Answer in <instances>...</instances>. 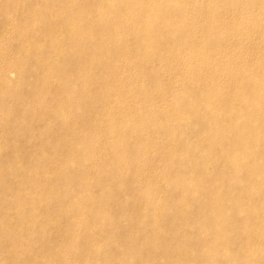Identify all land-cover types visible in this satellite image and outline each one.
<instances>
[{
  "label": "rangeland",
  "instance_id": "obj_1",
  "mask_svg": "<svg viewBox=\"0 0 264 264\" xmlns=\"http://www.w3.org/2000/svg\"><path fill=\"white\" fill-rule=\"evenodd\" d=\"M179 5L180 7L188 8L186 17L178 20L176 17L169 16L170 19L161 27L164 28L162 30H156L160 25L152 26L154 32L151 38L154 41L156 37L164 38L167 29L176 31L175 36L173 35L170 40H165L166 44H161L152 55L148 56L149 58H145L147 50L142 47L141 41H134V39H138L137 36H140L141 30L135 27L132 22L138 19L147 20L151 17L152 7L154 6L152 0H0V161L7 163L9 158L6 155L12 147L17 149L18 156L20 157L30 155L26 163L28 164L30 162V166L35 164L40 165V169H42L40 177L47 181L54 189L48 203L45 204L41 201L38 204V202H35L36 200L33 199L34 188L30 184H26V187H22V192L27 196V208L22 209L21 213L17 216L13 209L16 208L18 204H16V200L11 194L3 195L0 193V206H6L8 209L11 208L8 212L11 213L12 219H16L15 221H17V217L22 220L25 217L27 218V210L29 209L33 211L36 216L44 217L43 220L45 221H51L56 215L65 212L71 213L70 216L72 217L75 212L73 215L75 221L66 224L67 229L70 230L71 233H67L65 229L60 233H57L55 229L52 231L55 240L59 245L61 244L64 258L67 261L69 260L68 262L70 264H89L90 260L80 257L73 248H87L85 245L89 247L99 241H102V243H98L97 252L94 255V262H97V264H129L125 257L127 253H125L122 240L126 239L128 236H132V240L135 241V239L141 238L151 232L150 226L147 223L150 217L147 214H142L143 212L140 214L142 219L139 222L140 228H135V226L130 227V216L133 213L131 210L137 207L136 204H138L135 203L136 201L132 200L133 193L136 192L133 190L134 187L138 189L137 191L142 192L143 190L144 192L142 193H146L148 197L150 196L149 198L153 196L156 198L155 193L150 190L153 185L151 187L150 185L156 183L157 180L167 178L166 187L174 180L180 182L191 181L197 178H204L205 175L211 173L210 170L209 172L197 173L194 172L192 168L190 172H187V175L167 177L160 172V169L158 171L157 169L149 170L150 167L153 168L157 166L155 163L156 160H158V156L161 154V152L159 153L161 148H170L174 145L169 135L161 133L165 130V126L175 131L180 130L179 122L168 121V116L173 114L172 110H177L175 115H178L180 120L189 121L191 119H196L202 123H208L211 121V117L209 118L207 116L209 110L220 104L219 98L221 95H215V93L212 92L211 98L208 99L210 102L208 101L209 103L201 104L199 112L188 113V111H182L181 109L182 102L189 98L190 91L199 96H203L204 94V91H199L201 81H194L190 78V68H192V66L188 64L184 53H182L180 57H175L173 54L175 51L174 48L179 46L178 43H183L180 37L187 30L185 29L187 24L193 21V15L199 14V16H202V21L199 23L200 27H204L206 33L217 36L218 38H223L229 35V32H232V23L241 22L247 24L252 21L250 20L251 17L255 18V16H258L260 26L257 32H248L246 34V39L242 42H239L238 38H230L229 41L225 43L226 46L223 50L228 51L232 56H236V63L240 65L241 69L249 67V63L253 65L252 68L259 64L262 72L256 75L264 79V60H260L262 55L261 47L251 48V44L264 46V0H194L193 2L188 0L181 2V4L179 3ZM44 7H48L51 12L48 21L42 16ZM166 10L170 11L171 9L167 8ZM46 21L49 25L58 23L50 37L45 36L46 34L43 32V25L46 24ZM183 22L186 23V25L181 28ZM178 25L180 26L179 28ZM63 28L70 30L71 36L86 37V39H90L91 42L95 39H100L103 43L102 48H104L105 54L108 57L107 61L109 63L118 64L119 66L118 76L116 74L113 75L111 67H109L111 71L109 69H104V71L101 67H95L93 56L88 57L84 63V66L88 68L87 73L80 74L75 68H71L66 71L61 70L60 74H54L49 66L56 63L57 60L54 56L55 45L63 46ZM195 32L196 36L193 37V42H198L202 31L199 30ZM74 49L76 51L78 47ZM144 58L145 60L148 59V62L144 65L145 72H143V62H137L144 60ZM225 59L226 58L219 55L221 64L224 65ZM36 60L40 63H37ZM191 60L205 61L204 57L199 53H197L194 58L192 57ZM228 67L229 65L225 66L226 69H228ZM26 71L35 74L38 79L36 80L35 77L31 76L29 73L24 74ZM114 76L117 78L116 82L113 79ZM101 79L104 81H114L115 84L113 87V95L106 96V98L101 97L99 100L102 101V109L98 115V126L93 129V131L97 132L99 135L96 136L95 141L83 143L81 140V142L76 145V148L81 150L84 156L96 154V160L88 162L90 170L84 173L82 170H78L79 168L76 164H72L70 160L59 162L62 167L69 170L68 173H70L73 178L72 182H66L64 181V174L59 173L55 175L49 166L43 167V165L36 160V156L43 153L42 150H40L41 148L38 149V145H51L57 138L60 137L62 139L66 129L79 130L83 136L89 135L90 129L78 126L82 111L77 108L81 104V99L75 95H60L58 91H60L59 89L62 85H70L75 91L79 89L80 85H84L95 94L97 87L94 81ZM218 82L217 88L220 87L219 89H222L221 87L227 84V78H222L221 81ZM26 83H28V86L24 87ZM124 87L129 88V91L127 90L125 92ZM122 92L123 98L120 96ZM184 92L185 94H183ZM130 99H132L131 106L133 110L142 113L141 120L136 121L134 119V112L131 114L128 113V109L124 104L125 100ZM53 100L70 104L74 109L71 113L63 115L65 120V125L63 126L58 124L61 119L60 117H54L51 107L48 108L50 111L39 115V108L45 104H52ZM104 102L108 105L105 106ZM209 105L210 108L208 107ZM159 109L163 111L160 113ZM118 110L121 114L117 113ZM232 111L236 113V120H233V123H235V121L242 123L248 122V116H246L240 108L235 106ZM27 112L32 113L30 118L32 122L28 120V124H22L20 119H23ZM231 113L226 114L225 117L228 118ZM138 125H140L139 127L143 128L144 131L151 130L150 136H148V139L151 140L150 144L146 145L143 143V139L147 135L139 131L140 128H138ZM47 128L52 129L51 131H47ZM199 129L207 131L205 130L206 128L200 127ZM217 129L218 128H215L216 132H223ZM257 144L259 147L257 148L261 152H264V142L262 143V141H260ZM66 147L67 144H62L59 149L64 150ZM51 151H53V153L49 156L50 159L54 158L57 161L62 155L60 152L54 153V150ZM132 151L136 152L138 155H133L131 153ZM223 151L227 152L226 149ZM237 155L238 158L236 161L244 160L241 159V157L245 156L244 153H237ZM162 156L163 155H160V158ZM260 156L263 158L257 159L256 162L262 161L264 163V154H258L254 159ZM112 157H116L119 160L120 167H122V189L124 192L119 193V195L113 193L110 201L100 206L96 217L92 219L90 210L94 208V205H97V193L100 187V185H95L94 179L99 176V164L102 162L103 164L107 163ZM194 159L198 158L193 156V160ZM170 161L173 163L175 160L169 157L164 159V162L167 164H171ZM216 161L220 162L221 159L217 158ZM21 163V166L29 167L26 163ZM242 171L243 168L239 166L237 172H235L232 177H227L224 172H220V175L217 174L218 178L224 179V183L218 185L216 191L222 190L231 192L226 211L232 210V213L228 214L227 212L219 215V213L215 211L211 214L213 220H210V222L216 223L217 219L220 218L221 221L217 224L224 227L232 234L242 225L253 222V232L257 233L259 236L261 232L264 233V189L263 186L255 184L252 180L253 178L244 176ZM257 175L258 179L264 180V173L261 172ZM195 176L198 177L196 178ZM0 177H3L1 172ZM51 178H56V180L50 181ZM36 179L37 177H35L32 182ZM104 182L107 183V186L115 183L110 182L109 179H105ZM144 183H146V186H144ZM141 184L142 186H140ZM69 185L71 188L68 187ZM80 187L85 189V191L88 189V194L86 192L82 194L79 193L78 190ZM167 188L170 189L171 187L168 186ZM180 190H182L181 187L172 188L171 197L174 199L175 195L181 192ZM199 192L200 191L197 190L193 193V197L197 201L201 199ZM122 194L124 196H122ZM78 196H88L89 201L87 203H82L79 207L75 202ZM235 198H239V203L234 202ZM122 201H131V203H133L132 209H124V212H117V205L114 204H118ZM157 201L160 203L159 198H156V201L149 206H158ZM2 216L4 215L2 214ZM2 216H0V224L5 221V218ZM240 219L243 220L242 224L238 222ZM92 221L95 222L99 228L101 227V233H95L89 228L93 224ZM116 223L119 224L117 225ZM75 225H78L77 228ZM201 228L200 219H198V217L193 219V221L188 224V227L186 226L184 236L178 237L177 242L180 239V244L192 243V240L197 238L194 235H197V232H199ZM26 230L27 227L21 230L19 229V232L14 235L16 237H10V235L14 234L13 232H3L0 228V246L7 245L6 250L0 253V264H20L23 260H25V264H36L33 260L26 261L25 252H16V255L14 254V252L24 244L31 246L34 251L38 248L36 247L37 243L32 240L33 237L30 235L28 236V231ZM10 231H12V229ZM161 231V236L165 237V239L174 236L172 235L171 229ZM142 232L145 233L143 234ZM13 238L16 239L13 240ZM99 238L101 239L98 240ZM212 238L210 244H213L211 246L212 250H210L211 253L205 254L206 250H204L201 254L199 251L198 253L192 254L193 257L199 260V264H203V262L210 264L211 261H213V264H216L214 258H216L218 254H222L223 251L218 252L216 250L221 243L220 239L215 236ZM260 242L264 244V239L261 238ZM171 244L172 243L167 244L168 246L165 247L168 253H173L175 248L177 249V243L176 246L173 244L171 246ZM234 244L236 249H241V246L244 248L248 247L245 244ZM262 244L258 246L257 252L262 253L263 251L262 254H264V246ZM197 246L200 247V245ZM87 249H89L90 254V248ZM226 250L227 251L224 253H229L228 249ZM129 254L130 253H128V255ZM251 255L252 253L248 258L252 257ZM205 256L208 257L206 258ZM141 258L144 260L146 258L148 264H163L165 261L164 257H160L162 260L159 257L155 259L147 252H142ZM253 258H255L256 264H261L259 256H254ZM209 260L211 261L209 262ZM45 264H49V262ZM190 264L194 263L190 262Z\"/></svg>",
  "mask_w": 264,
  "mask_h": 264
},
{
  "label": "bare ground",
  "instance_id": "obj_2",
  "mask_svg": "<svg viewBox=\"0 0 264 264\" xmlns=\"http://www.w3.org/2000/svg\"><path fill=\"white\" fill-rule=\"evenodd\" d=\"M152 1L154 2V6L152 7L151 17L148 18L147 20L138 19L135 20V22H132V24L135 27L140 28L141 30L140 36H137L138 39H134V41L135 42L141 41L142 47L145 50H147V53H145V58H149L148 56L152 55L158 46H161V44H166L165 40L167 39L170 40L173 37V35L175 36V32H176L167 29L164 38L156 37L154 41L151 38L153 37V32H154L152 26L160 25V27H157L156 30H162L164 28L161 27L164 26L166 22L169 21L170 19L169 16L176 17L178 20H181L184 17H186L187 15L186 12L188 9L185 7H180L179 5V3L181 4V2L188 0H152ZM191 1L193 2L194 0ZM167 8H170L171 10L168 11L166 10ZM50 14L51 12L49 8L44 7L42 16L47 21L51 16ZM192 17H193V21L190 24H187L185 28L187 30L180 37V40H182L183 43L180 42L178 43L179 46L174 48L175 51L173 52V54L175 57H180L182 53H184V56H186L187 58L188 64L192 66V68H190V78L194 81H201L199 91L200 90L204 91V94L203 96H199L194 94L192 91H190L189 98H187L184 102H182L181 109L182 111H188V113H196L197 111L199 112V108L201 104H206L210 102L208 99L211 98L212 92H214L215 95H221L219 98L220 104L216 105V107H213L209 110L207 116L209 118L211 117V121L208 123L205 122L202 123L196 119L194 120L191 119L189 121L180 120V117L178 115H175L177 110H172L173 114L168 116V121L179 122L180 130L175 131L172 128L165 126V130H163L161 133L169 135L171 142L174 145L170 148H161L159 153L161 152L160 155L163 156L160 158L159 155L158 160H156L155 163V165L157 166H154L153 168L150 167L149 170L157 169L158 171L160 169V172H162L167 177L170 176L174 177L176 175L178 176L187 175V172L188 171L190 172L192 168L194 169V172L197 173L209 172V170L211 173L205 175L204 178H197L198 176H195L197 179L191 181H183V182L175 181V180L171 181L170 184L168 185L171 187L170 189L167 188L168 186L165 187V185H167L166 182V180H168L167 178L157 180L156 183L150 185V187L153 185V187L150 188V190H152L155 193V197L157 199L159 198L160 203L157 201L158 206H154V207L149 206L156 201V198H154L153 196L154 193L152 195L153 197L149 198L150 196L148 197L146 193L145 194L142 193L144 192L143 190L142 192L137 191L138 189H135V187L133 190H135L136 192L133 193L134 195L132 200L136 201L135 203H138L136 204L137 207H134V209H132L133 203H131V201H122L119 202L118 204H114L117 205L118 208L117 212L119 211L124 212V209L126 210L132 209L131 211L133 213L130 216V227L135 226V228H138L140 226L139 222L142 220L140 214L142 212H143L142 214L145 215L147 214L150 217L149 222H147L148 225L150 226V231H151L150 233L142 236L141 238L135 239V241L132 240L131 238L132 236L130 237L128 236L126 239L122 240L125 253H127L125 257L126 260L129 262V264H148L146 258L145 260L141 258V253L147 252L152 258L155 259L157 257L159 258L164 257L165 261L163 264H190V262L194 264H199L200 263L199 260L193 257L192 254L196 252L198 253V251L201 254L204 250H206L205 254L211 253L210 250H212L211 246L213 244L212 245L210 244L213 239L212 237L215 236L216 238H219L221 241V243L218 245L216 250L218 252L223 251L222 254H218V256L215 255L216 258H214V260H216V264H256L255 263L256 260L255 258H253L254 256H259L261 264H264V254H262L263 251L262 253L257 252L258 246L262 244L260 242V239L261 238L264 239V233L261 232L260 235L258 236L257 233L253 232V228H254V224H252L253 222L242 225L234 234H232L231 232L227 231L224 227L217 224L221 221L220 218L218 219L216 218L217 219L216 223L210 222V220H213L212 218L213 216L211 214L215 211H217L219 215L227 212L228 214L232 213V210L226 211L228 204L227 202L228 199H230L231 192L222 191V190L216 191V187L224 183V179L217 177V174H219L220 172H224L227 177L229 176L232 177L235 174V172H237L238 167L241 166L243 168L242 172L244 176H247L248 178H253L252 180L255 182V184L263 186L264 189V180L257 178L258 176L257 174H260L261 172L264 173L263 172L264 163L262 161L256 162L257 159L263 157L260 156L254 159L255 156H257L258 154H264V152H261L258 149L259 147L257 146L258 145L257 143H259L260 141H262V143L264 142V79L256 75L257 73L262 72L261 67L259 66V64H257V66L252 68L253 65L249 63V67H247L246 69H241L240 65L236 63L237 62L236 56L235 55L232 56L228 51L223 50L224 47L226 46L225 43H227V41H229L230 38L233 37L238 38V41L242 42L246 39V34L248 32H257L260 26L259 17L258 16H255V18L251 17L250 20L252 21L248 22L247 24L241 22L232 23L231 26L232 32H229V35L223 38L212 36L209 33H206L204 27H200L199 23L202 21V16H199V14H195ZM47 21L46 24L43 25V32L44 34H46L45 36L50 37L53 31L55 30V26L58 23L55 25L54 24L49 25ZM185 25L186 23L183 22L181 28L184 27ZM179 27L180 26L178 25V28ZM199 30L202 31L201 37L198 40V42H193V37L196 36L195 31H199ZM62 31H63V38H62L63 46L55 45L54 56L56 57L57 60L55 59L56 63H53V65L49 66V68L52 70L54 74H60L61 70L66 71L71 68H75L77 72H80V74L87 73L88 68L84 66V63L88 59V57L93 56L95 67L97 68L101 67L103 68V70L104 69L110 70L109 67H111L113 75L116 74L118 76L119 66L118 64L109 63L107 61L108 57L105 54L104 48H102L103 43L100 39H95L94 41L91 42V40L86 39V37L71 36V31L68 29L63 28ZM75 47H78V50L75 51L74 49ZM252 47H256V48L261 47L262 55L260 60H264V46L263 45L257 46L256 44H251V48ZM197 53L201 54V56L204 57L205 59L204 62L199 60H197L199 62H197L196 60L195 61L191 60L192 57L194 58ZM219 55L223 58H226L224 60V65L221 64V62L219 61ZM145 58L142 61H137L139 63L143 62V67L148 62V59L145 60ZM36 62L40 63L38 60H36ZM227 65H229L228 69L225 68V66ZM143 72H145V67L143 69ZM27 73H29L31 76H34L36 80L38 79L35 74L27 71L24 72V74ZM222 78H227V82H226L227 84L221 87L222 89H219L220 87L217 88L218 86L217 83H219L218 81H221ZM113 79L115 82L117 81V78L115 76ZM96 81H94L97 87L95 94H93L84 85H80L79 89L76 91L70 85L68 86L62 85L60 86L59 89L60 91H58V94L60 95L61 94H64L65 96L75 95L81 99V104L77 108V109H81L82 111L81 119L78 121V126L90 129L91 131L89 135L83 136L79 130L66 129L62 136L63 137L62 139L60 137L57 138L56 140H54L53 144L51 145L50 144L38 145V149L41 148L40 150H42L43 153L38 154L36 156V160L40 164H42L43 167L49 166L52 172L55 173V175H58L59 173L64 174L63 175L65 178L64 181L66 182H72L73 178L71 174L68 173L69 170L62 167L59 164V162H62L64 160L65 161L70 160L72 164L73 163L76 164V166L79 168L78 170H82V172L84 173L90 170L89 168L90 165H88V162L91 160H96V154L93 155L88 154L84 156L83 152L78 148H76V145L79 142H81V140L83 143L92 142L96 140V136H98L99 134L97 132H94L93 129L96 128V126H98L99 123L98 115L102 109L101 108L102 101L99 100L101 97L106 98V96L113 95L114 92L113 89L115 84L114 81H104L102 79ZM26 86H28V83L24 85V87ZM128 89L129 88L124 87L125 92ZM123 92L120 93L121 97L123 96ZM183 94H185V92ZM54 100L52 104H45L44 106L40 107L38 110L39 115L46 113L47 111H50L48 110V108L51 107V110L54 113L53 114L54 117L56 118L60 117L61 119L58 122V124L63 126L65 125V120L63 115L66 113H71V111L74 109L70 106V104L61 103L59 101H54ZM131 100L132 99L125 100L124 105L128 109L129 114L134 112L135 114L134 119L136 121L141 120L142 113L133 110L131 106L132 104ZM104 105L106 106L108 104H105L104 102ZM235 106L240 108L244 112V114L248 116V122L242 123L235 121V123H233V120H236V113L232 111L235 108ZM208 107L210 108V105ZM117 113L121 114L119 110L117 111ZM229 113H231L230 116L226 118L225 115ZM31 116L32 113L27 112L26 116L23 119H20V122L22 124H28L29 122L28 120H30ZM139 126L140 125H138V128H140ZM200 127L206 128L205 130L207 131H204V129L200 130L199 129ZM215 128H218L217 130L223 132H216ZM51 129L52 128H47L46 130L51 131ZM139 131L144 132L145 135H147L143 139V143H145L146 145L150 144L151 140L148 139L149 138L148 136H150L151 130L149 129L144 131L143 128H140ZM62 144H67L66 149L64 150L59 149L60 145ZM224 149H226L227 152H224L223 151ZM51 150H54V153L60 152L62 154L57 161L54 158L51 159L49 158V156H51V153H53V151ZM131 153L135 156L138 155L134 151H132ZM237 153H242V154L244 153L245 156L241 157V159H244L245 161L244 160L236 161V159L238 158ZM190 154L191 157L189 158ZM6 156L9 158L7 163L0 161V172L3 174V177H0V193H2L3 195L11 194L15 198L16 204H18L16 208L13 209L15 210L16 213L15 215L17 216L18 214L21 213L22 209L27 208V196L22 192V187H24L26 184H30L34 188L33 199L36 200L35 202H38V204L41 201H43V203L45 204L48 203L54 189L47 181H45L40 177L42 170L40 169V165L35 164L33 166H30L29 165L30 162L27 164L26 162L27 159L30 157V155L28 156L26 155L25 157L24 156L20 157L18 156L17 149L14 147L10 148L9 153H7ZM193 156L198 159L193 160ZM167 157L172 158L175 161L173 163H171L170 161L171 164H167L168 161L167 163L164 162V159H166ZM217 158H220L221 161L220 162L216 161ZM21 162L26 163L27 165H29V167L21 166L22 165ZM99 167H100L99 169L97 168L99 172V176L96 179H94L95 185L96 186L100 185L97 193L98 206L94 205V208L90 210L92 219L96 217L98 208L110 201V198H112L111 196L113 193L119 195V193L124 192L122 189L123 172H122V167H120L119 160L116 157H112L110 161H108L107 163L103 164L102 162L101 164H99ZM35 177H37V179L34 182H32ZM54 179L56 180V178H51L50 181H53ZM105 179H109L110 182H115V183L109 184L107 186V183L104 182ZM144 184H145L144 186H146V183ZM140 186H142V184ZM68 187H70V185ZM175 187H181L182 190H180L181 192L175 195V198L173 199L171 197V192H172V188ZM197 190L200 191L199 192L201 197L200 201H197L193 197V193ZM87 191L88 189L85 191V189H82L81 187L78 190V192L81 194L85 192L87 193ZM122 196L124 195L122 194ZM88 198H89L88 196L87 197L78 196L76 197L75 202L80 207L82 203H87L89 201ZM234 202L239 203V198H235ZM233 206H238V205H233ZM9 210H11V208L8 209V207L6 206H2V207L0 206V216H2L3 214L4 216L2 217L5 218V221L2 224H0L1 230H3V232L6 231L8 233L13 232L14 234L10 235V237H12L19 232L18 231L19 229L21 230L27 227L26 230L28 231L27 235L33 237L32 240L35 241V243H37L36 247H38L34 251L31 246L24 244L21 248H19L14 252L15 255L16 252L18 253L25 252L24 254H26V261L33 260L36 264H45L47 262H49V264H70L68 262L69 260L67 261L64 258L61 244L59 245L58 242L55 240L52 231L55 229L57 233H60L63 232V229H65L67 233H71L70 230L67 229L66 224L75 221V219L73 218L75 212L73 213L72 217L70 216L71 213L69 214L68 212H65L56 215L55 218H53V220L51 221H45L43 220L44 217L42 218L36 216V214H34V212L29 209L27 210L28 211L27 218L25 217L22 220L21 218L17 217V221H15L16 219L11 218V213L8 212ZM197 217L198 219H200V223L202 225L201 230L197 232V235H194L197 238L193 239L192 243L180 244V239L177 242L178 237L182 235L184 236L186 226L188 227V224ZM238 222L242 224L243 220L240 219L238 220ZM89 228L93 230V232L98 234L102 232L101 227L99 228L97 224H95V222H93L92 226H90ZM11 229L12 231H10ZM169 229L172 230L171 232L172 235L174 236L173 237L170 236L169 238L165 239V237L161 236L160 231L161 230L167 231ZM15 239L16 238H13V240ZM100 239L101 238H99L98 240ZM98 243H102V241H99L89 247L85 245V247L90 248V254H89V249L84 247H82V249L73 248V250L76 251V253H78L80 257L89 259L90 260L89 264H95V263L97 264V262H94L95 261L94 255L97 252L96 250L98 247ZM170 243H172L174 246H176L177 243V249L175 248L173 253H168V250L165 248L168 246L167 244ZM234 243L236 244L239 243L243 245L245 244L248 247L244 248L243 246H241V249H236ZM197 245H200V247H198ZM262 245L264 246V244ZM6 246L7 245L0 246V253H3L6 250ZM226 249H228L229 253H224L225 251H227ZM128 253L130 254L128 255ZM251 253H252L251 255L252 257L248 258ZM205 257L207 258L208 256ZM210 261L211 260H209V262ZM211 262L210 264H213V261ZM20 264H25V260H23V262H20ZM203 264H207V263L203 262Z\"/></svg>",
  "mask_w": 264,
  "mask_h": 264
}]
</instances>
